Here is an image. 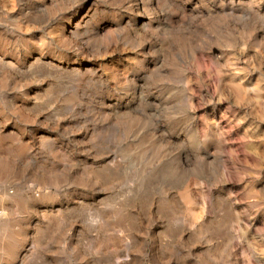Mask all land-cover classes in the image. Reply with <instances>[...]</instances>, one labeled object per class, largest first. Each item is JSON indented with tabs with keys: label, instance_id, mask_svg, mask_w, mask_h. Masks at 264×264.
<instances>
[{
	"label": "rangeland",
	"instance_id": "rangeland-1",
	"mask_svg": "<svg viewBox=\"0 0 264 264\" xmlns=\"http://www.w3.org/2000/svg\"><path fill=\"white\" fill-rule=\"evenodd\" d=\"M0 264H264V0H0Z\"/></svg>",
	"mask_w": 264,
	"mask_h": 264
}]
</instances>
